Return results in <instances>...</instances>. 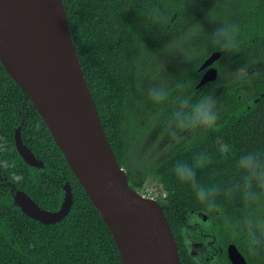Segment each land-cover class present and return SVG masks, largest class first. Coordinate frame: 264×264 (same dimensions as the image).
<instances>
[{"label": "trees", "instance_id": "16d2710c", "mask_svg": "<svg viewBox=\"0 0 264 264\" xmlns=\"http://www.w3.org/2000/svg\"><path fill=\"white\" fill-rule=\"evenodd\" d=\"M63 1L85 78L118 163L135 191L145 188L148 176L160 184L165 196L157 199L175 236L181 264H210L213 249L207 243L214 240L221 243L227 264H231L229 244L239 249L247 264H264V183L250 181L240 164L246 154L255 153L264 166V72L234 75L237 80L228 85L224 81L232 71H248L252 60L264 59V0H230V6L213 13L215 29L208 33L203 27L202 33L190 38V51L182 63L178 61L183 72L159 91L149 74L142 86L143 76L149 58L166 39H180L178 27L190 22L186 0ZM173 27H177L174 35L169 33ZM215 52L222 53L213 64L218 79L198 88L199 69ZM149 84H153L150 90ZM218 85L223 86L219 93ZM180 90L185 92L180 104L164 116L163 127L188 101L185 121L196 120L195 106L207 101L216 116L214 123L198 121L201 126L154 164L133 160L131 147L145 132L143 126L131 128L137 111L149 110L151 117L160 114ZM18 128L44 168L27 165L19 155ZM178 169L190 171L194 180L182 179ZM66 183L72 187L74 204L58 223L34 220L15 203L16 192L24 191L43 209L57 211ZM194 183L210 194L198 197ZM201 242L208 250L199 257L193 248ZM0 264H124L108 226L43 118L1 62Z\"/></svg>", "mask_w": 264, "mask_h": 264}, {"label": "water", "instance_id": "95a60500", "mask_svg": "<svg viewBox=\"0 0 264 264\" xmlns=\"http://www.w3.org/2000/svg\"><path fill=\"white\" fill-rule=\"evenodd\" d=\"M0 0V62L29 97L87 196L108 226L124 264H181L177 242L163 207L129 184L119 165L85 78L70 31L63 0ZM221 57L212 54L201 66ZM210 68L199 87L217 79ZM16 148L24 162L37 169L45 163L24 144L21 128ZM57 211L40 207L27 193L17 191L15 203L28 217L44 224L64 220L74 204L70 183ZM231 264H247L234 245Z\"/></svg>", "mask_w": 264, "mask_h": 264}, {"label": "rangeland", "instance_id": "374dc122", "mask_svg": "<svg viewBox=\"0 0 264 264\" xmlns=\"http://www.w3.org/2000/svg\"><path fill=\"white\" fill-rule=\"evenodd\" d=\"M214 1L215 0H213V3ZM193 3H195V7L193 8H196V10L194 14L192 12L189 14V18H191L190 22L188 21L187 25H184L183 28L178 27V35L180 39H172V36L170 39H166L156 50V54L149 58L142 80V86L145 85L148 74L150 77L149 81L153 84L157 83V91L162 90L160 87L162 88L174 82L175 77L179 76L183 72V67H180V64L184 61L185 53L191 49H188L190 38H195L200 31L202 33L203 27L206 28L207 31L209 30L208 33L215 29L216 20L215 18H211L214 8V6L212 7V2L207 3V5L210 6L209 8L203 7L202 0H193ZM201 20H204V22H202L203 24L198 23ZM180 33H183L184 37L181 38L182 34ZM179 60L181 63L179 62L178 64ZM263 62L264 60H261V63ZM262 72H264L263 64L254 65L253 62H251L248 71H232L233 75H230V77L226 78L224 81L227 83L226 85H228L229 83H233L237 80L235 77H246L249 75L255 76ZM152 85L149 84L148 89L151 88ZM168 87L169 86H167V88ZM222 87L223 86L220 85L217 86V93L222 90ZM183 93L185 92L180 90L179 93L176 92L171 95V97L167 100L169 104L162 109L160 114H155L153 117H151L153 113L149 110L140 108L137 111L138 119H133L134 124L133 126L131 125V128L136 130L142 129L141 127L143 126L145 128V132L139 136L137 142L135 143L136 145L131 147L130 154L132 155L133 160L141 158L142 163L146 162L154 164L157 161L162 160L165 155H168V152L171 150L170 148L178 145L186 134L194 132L199 127L200 124L198 120L192 119L190 121H185V114L189 112L190 109V101L180 108L179 112L164 127L162 126L161 121L164 116L168 115L172 110H176V105L179 106ZM149 118H151L150 121ZM177 129L182 130V132L177 131ZM149 169L150 168H147V171ZM156 188L158 189V192L162 191L160 184L152 176H148L145 188L140 193L148 196L149 194H152ZM193 250L195 255H197V252L200 251L199 249H196V247H194Z\"/></svg>", "mask_w": 264, "mask_h": 264}, {"label": "clouds", "instance_id": "9594fccd", "mask_svg": "<svg viewBox=\"0 0 264 264\" xmlns=\"http://www.w3.org/2000/svg\"><path fill=\"white\" fill-rule=\"evenodd\" d=\"M226 36V33L222 34ZM219 38V37H218ZM194 116L195 119L204 123L206 125H212L216 119L215 114L211 111L209 106V102L204 101L200 104L196 105L194 108ZM241 167L244 168L248 172V179L255 180L258 183H264V166L261 165L260 159L255 153H248L244 157H242L240 161ZM178 174L181 176L182 179H193V174L190 171H186L184 169H178ZM198 197L201 199L206 198L210 193L203 187H199L195 185Z\"/></svg>", "mask_w": 264, "mask_h": 264}, {"label": "flooded vegetation", "instance_id": "af4514ba", "mask_svg": "<svg viewBox=\"0 0 264 264\" xmlns=\"http://www.w3.org/2000/svg\"><path fill=\"white\" fill-rule=\"evenodd\" d=\"M191 1H192V3H191ZM254 1V0H253ZM202 2H203V7L204 8H209L210 6H208L207 5V3L208 2H212V7L214 6V8H213V13H215V12H218V11H220V8H224V7H228V6H230V4H229V2H230V0H216V1H214V3H213V0H202ZM253 6V5H252ZM193 7H195V3H193V0H186L185 1V8H187L188 10H189V12H188V14H190L191 12L194 14L195 13V10H196V8H193ZM240 7V6H239ZM238 7V8H239ZM221 9V10H222ZM235 9H237V7L235 8ZM238 10V9H237ZM212 13V15H211V18H213V16H214V14ZM253 16V11H252V9H251V12H250V16ZM233 16V15H232ZM177 17V15L175 14L174 16H173V19H175ZM234 18V17H233ZM170 33H172L173 35L174 34H176L177 33V27H173L172 28V31L170 32ZM221 53V52H220ZM214 54V53H213ZM218 60H220V58L218 59ZM218 60H216L215 62H217ZM261 60H264V59H261ZM261 60L260 61H258V60H256V59H254V60H252V62H253V64L254 65H256V64H258V65H262L263 64V66H264V62L263 63H261ZM206 61V60H205ZM204 61V62H205ZM204 62H203V64H204ZM214 62V63H215ZM213 63V64H214ZM202 64V65H203ZM213 64L210 66V67H208L207 69H205V70H201V69H199V71L200 72H202V74H201V76L199 77V82H198V84H197V87L198 88H201V87H199V84H200V82L203 80V78H204V76L207 74V72H208V70L210 69V68H214V69H216L217 71H218V69L217 68H215L214 66H213ZM201 65V66H202ZM201 68V67H200ZM219 73V72H218ZM217 79H218V76H217ZM216 79V80H217ZM215 80V81H216ZM215 81H213V82H215ZM210 83V82H209ZM208 84V83H207ZM206 85V84H205ZM204 85V86H205ZM203 87V86H202ZM173 95V94H172ZM21 135H22V131H21ZM23 139V138H22ZM24 142V141H23ZM16 144V143H15ZM137 192H142V191H137ZM160 193V194H159ZM152 195L154 196V198H155V200H157L158 201V197L160 196V195H162V196H165V193H163V191H161V192H158V189L156 188V189H154V191L152 192ZM205 219H207V217H204ZM212 249H213V252H211V256L208 258L209 260H211L210 261V264H227V261H226V257H225V254H224V249H223V247H222V245H221V243L220 242H217L216 240H214V241H212V242H208L207 243ZM230 245H232V244H229V246ZM229 246H228V248H229ZM204 243H201V244H196V249H199L200 251H198L199 252V255H198V252H197V255L200 257L204 252H206L207 250L206 249H204ZM227 253H228V249H227ZM228 255V254H227ZM229 258V257H228ZM230 260V259H229ZM231 262V261H230Z\"/></svg>", "mask_w": 264, "mask_h": 264}, {"label": "bare ground", "instance_id": "6f19581e", "mask_svg": "<svg viewBox=\"0 0 264 264\" xmlns=\"http://www.w3.org/2000/svg\"><path fill=\"white\" fill-rule=\"evenodd\" d=\"M32 6L37 9L39 7H42V8H46V5L44 4V2L40 1V0H37L35 1Z\"/></svg>", "mask_w": 264, "mask_h": 264}, {"label": "built area", "instance_id": "2783aa9c", "mask_svg": "<svg viewBox=\"0 0 264 264\" xmlns=\"http://www.w3.org/2000/svg\"><path fill=\"white\" fill-rule=\"evenodd\" d=\"M147 197H150L152 199H155L154 196L152 194H149Z\"/></svg>", "mask_w": 264, "mask_h": 264}]
</instances>
